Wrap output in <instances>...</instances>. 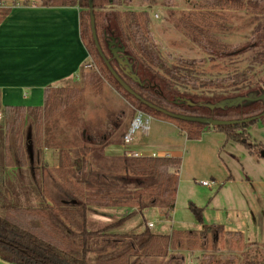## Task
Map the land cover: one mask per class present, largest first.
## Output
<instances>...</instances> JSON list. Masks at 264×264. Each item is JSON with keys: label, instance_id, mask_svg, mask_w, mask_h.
Masks as SVG:
<instances>
[{"label": "trees", "instance_id": "trees-1", "mask_svg": "<svg viewBox=\"0 0 264 264\" xmlns=\"http://www.w3.org/2000/svg\"><path fill=\"white\" fill-rule=\"evenodd\" d=\"M263 1L212 0L210 6L218 9L245 10L258 15L263 12L260 6ZM17 2L28 3L27 0H15L12 4ZM39 2L44 6L79 8V32L88 57L94 59L101 78L108 80L130 101L136 109L135 112L141 111L148 116L170 121L184 131L188 138H197L204 126L211 125L223 131L228 139L243 143L250 153H256V149L264 151V144H252L248 140L250 124L259 122L264 130V99L259 92L260 88L254 89L257 90L254 99L246 101L245 98L239 103L224 106H217L216 103L230 97H246L254 90L244 91L237 86L240 89L237 93L208 98L214 103L212 105H207L206 99L199 101L197 97L185 96L179 92L175 85L176 82L185 81L184 76L177 72L176 65L164 66L155 51L148 26L147 10L112 9L123 4L129 5L132 0ZM1 3L0 1V22L9 12V8ZM205 15L216 17L211 10H206L199 15L182 14L176 19L172 16L171 19L210 57L234 56L259 46L260 49L253 60L264 62V24H258L261 25V32L251 42L231 46L217 37ZM91 16L97 44L92 34ZM217 20L216 25L224 27L219 19ZM178 61L180 64H192L195 60ZM109 67L132 93L122 87ZM100 75L95 72L86 75L98 89ZM207 83L219 86L218 82ZM80 95L81 92L74 89L49 86L45 88L42 105H5L1 108L4 125L0 136V142L3 144L0 148V259L16 264H169L179 259L183 251L203 247L210 232L212 242L219 241L221 226L216 225L206 226L200 233L192 229H172L164 234L155 233L145 225L139 231L119 233L118 236L111 237V231L119 228L134 213V209L124 217L102 225H95L88 220L87 213L91 212L93 207L134 206L140 210L155 206L169 217L175 204L181 158L148 154L131 156L125 153L117 159L116 166L107 168L113 172L122 171V174L96 171L90 173L89 178L82 176L78 163L62 147L63 141L49 128V125L53 124L59 129V133L63 134L65 129H75L79 125V115L76 117L73 113H77V100H80ZM189 97L192 103H189ZM27 115L32 116L33 124L27 127L29 136L24 137ZM177 115L232 123L212 125ZM47 129L50 133H47L48 136ZM43 130H46L44 136ZM32 137L36 148L41 147L43 143L60 148L61 165L51 169L42 166L41 172L52 181L55 176L58 177L61 182V196L55 201L41 191L44 197L40 204L23 206L9 200L7 192L14 189L7 171L13 168L17 171L35 160V155L28 150V141ZM104 145L102 147H105ZM94 153L99 154V149ZM36 157L38 159L37 155ZM193 210L199 217V210ZM118 243H121V246L115 248ZM109 248L112 250L108 251ZM198 264L218 262L212 259ZM257 264H264V257Z\"/></svg>", "mask_w": 264, "mask_h": 264}, {"label": "rangeland", "instance_id": "rangeland-1", "mask_svg": "<svg viewBox=\"0 0 264 264\" xmlns=\"http://www.w3.org/2000/svg\"><path fill=\"white\" fill-rule=\"evenodd\" d=\"M211 1L132 0L129 5L123 4L112 9L147 10L154 49L164 66L176 65L177 72L184 76L185 81L176 82L175 88L185 96L197 97L199 101L206 99V104L212 105L214 103L208 98L234 94L240 89L247 91L260 88L259 92L264 95V62L253 60L260 49L259 46L234 56L210 57L171 19L172 16L176 19L182 14L199 15L211 10L218 18L205 16L212 24L217 37L231 46H241L251 42L261 32V25L258 24H264V1L260 5L263 12L258 15L232 8H212ZM217 19L224 27L216 25ZM179 59L195 61L192 64H180ZM90 72L100 75L91 56L76 77L59 85L81 92L80 100H77V113H73L76 117L79 115V125L75 129H65L63 134H60L53 124L49 125L50 131L63 141L62 147L78 163L80 174L88 178L90 173L96 171L120 175L122 171L113 172L107 168L116 166L117 159L122 154L132 151L178 156L181 158V164L175 204L169 217L155 206L140 210L134 206L93 207V211L87 213L88 220L95 225H102L122 218L134 209V213L119 228L111 231V237L118 236L119 233L139 231L148 222H153V232L161 234L172 229H192L200 233L206 226H221L219 241L212 242L210 232L203 247L183 251L179 259L169 264H198L212 259H216L218 264L260 262L264 257L262 151L256 149V153H250L243 143L228 139L223 131L211 125L204 126L197 138H188L174 123L151 116L142 117L143 120L147 118V128L137 129L132 141L125 144L122 135L129 129L137 114L136 109L108 80L102 79L101 75L99 89L95 87L87 77ZM208 81L218 82L219 86L215 83L208 84ZM256 96L257 90L251 91L245 100L249 101ZM190 98L189 103H192ZM219 102L221 101L217 103ZM25 118L27 125L24 137L29 136L28 126L33 124L32 116L27 115ZM3 125L4 119L0 124V135L3 133ZM45 131L43 130V136ZM48 131L49 129L46 131L47 136L50 135ZM248 133V140L252 144H264V130L259 122L250 124ZM103 145L105 147H102ZM1 146L3 144L0 142V148ZM97 149L99 154L94 153ZM28 150L35 155V160L17 171L14 168L7 171L14 189L7 192L9 200L23 206H37L44 197L41 191H44L57 201L61 196V182L57 176L54 182L44 177L45 173L41 172V167L51 169L61 165L60 148L45 143L36 148L32 137L28 141ZM202 181L209 184L203 185ZM193 209L199 210L200 219ZM120 246L121 243H118L114 247ZM0 264L16 263L0 259Z\"/></svg>", "mask_w": 264, "mask_h": 264}, {"label": "crops", "instance_id": "crops-1", "mask_svg": "<svg viewBox=\"0 0 264 264\" xmlns=\"http://www.w3.org/2000/svg\"><path fill=\"white\" fill-rule=\"evenodd\" d=\"M0 1L9 8L0 22V110L42 105L45 88L76 77L88 58L79 8Z\"/></svg>", "mask_w": 264, "mask_h": 264}, {"label": "built area", "instance_id": "built-area-1", "mask_svg": "<svg viewBox=\"0 0 264 264\" xmlns=\"http://www.w3.org/2000/svg\"><path fill=\"white\" fill-rule=\"evenodd\" d=\"M143 116H148L144 113H142L141 111H137V114L134 116L131 124H130V127L129 129H127V131L124 133L123 135V142L126 144V143H130L132 141V137L135 133V131L137 129H140V128H144L146 129L147 126V118H144V120L142 119ZM2 119H3V114L2 112L0 111V124L2 122ZM145 153H142V152H138V151H132V152H128V155H131V156H140V155H144ZM150 156H159L157 155L156 153L154 152H151V153H146ZM202 184L203 185H208L209 182L207 181H202ZM147 226L149 228H153L154 225H153V222H148L147 223Z\"/></svg>", "mask_w": 264, "mask_h": 264}, {"label": "water", "instance_id": "water-1", "mask_svg": "<svg viewBox=\"0 0 264 264\" xmlns=\"http://www.w3.org/2000/svg\"><path fill=\"white\" fill-rule=\"evenodd\" d=\"M91 26H92V34H93L94 40H95V42L97 44V40H96V37H95V29L93 27V17L92 16H91ZM109 68H110L113 76L118 80V82L122 85V87L125 88L130 93H132V90L118 77V75L111 69V67H109ZM261 97L264 99V95H262ZM245 98L246 97H244V96L226 98V99L221 100V102L217 103L216 105L217 106L232 105V104L239 103L242 99H245ZM177 116H179L181 118H184V119L198 120V121H202V122H207V123H210L212 125H222V124L232 123L231 121L212 120V119L201 118V117H189V116H182V115H177ZM261 154L264 155V152L262 151Z\"/></svg>", "mask_w": 264, "mask_h": 264}, {"label": "flooded vegetation", "instance_id": "flooded-vegetation-1", "mask_svg": "<svg viewBox=\"0 0 264 264\" xmlns=\"http://www.w3.org/2000/svg\"><path fill=\"white\" fill-rule=\"evenodd\" d=\"M262 96V95H261Z\"/></svg>", "mask_w": 264, "mask_h": 264}]
</instances>
